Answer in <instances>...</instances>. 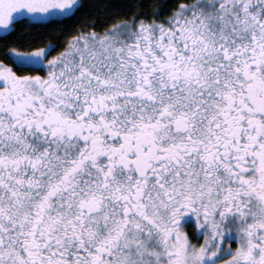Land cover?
Returning <instances> with one entry per match:
<instances>
[{"label":"snow or ice","instance_id":"obj_1","mask_svg":"<svg viewBox=\"0 0 264 264\" xmlns=\"http://www.w3.org/2000/svg\"><path fill=\"white\" fill-rule=\"evenodd\" d=\"M88 7L0 0V264H264V0Z\"/></svg>","mask_w":264,"mask_h":264},{"label":"trees","instance_id":"obj_2","mask_svg":"<svg viewBox=\"0 0 264 264\" xmlns=\"http://www.w3.org/2000/svg\"><path fill=\"white\" fill-rule=\"evenodd\" d=\"M121 0H102V3H120ZM144 3H148L149 0H143ZM85 9L82 11L81 19L73 18L72 20L68 21V25L73 29H78L82 26L83 22H87V27H92V21L95 20L100 13L99 12H92V10L88 7L89 5L97 3V0H84ZM91 13V14H89ZM130 14V13H129ZM71 34V32L69 33Z\"/></svg>","mask_w":264,"mask_h":264}]
</instances>
